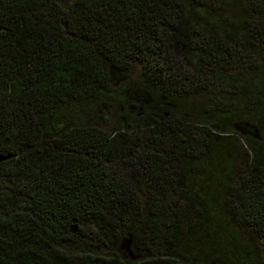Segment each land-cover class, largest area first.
<instances>
[{
  "label": "trees",
  "instance_id": "16d2710c",
  "mask_svg": "<svg viewBox=\"0 0 264 264\" xmlns=\"http://www.w3.org/2000/svg\"><path fill=\"white\" fill-rule=\"evenodd\" d=\"M127 105L136 154L93 125ZM222 124L264 126V0H0V264H264V147Z\"/></svg>",
  "mask_w": 264,
  "mask_h": 264
},
{
  "label": "rangeland",
  "instance_id": "374dc122",
  "mask_svg": "<svg viewBox=\"0 0 264 264\" xmlns=\"http://www.w3.org/2000/svg\"><path fill=\"white\" fill-rule=\"evenodd\" d=\"M127 80H139V67L133 66L131 71L124 77ZM136 93L128 92V96H135ZM143 96V104L156 103V96L151 94V92H147V94L142 93ZM142 100V99H141ZM160 100V99H159ZM163 101V100H161ZM157 108H143L138 107L135 108L133 106H123L121 109H112L111 112L102 113V118L97 119L93 125H97L101 129L105 130L108 134H110L111 138L115 140V142L121 147L125 152L129 151L130 154H136L138 152L139 142L142 140V143L146 141L145 137L149 133L150 124L158 127L162 122V115H159ZM75 110V109H74ZM69 109L63 111L62 115L58 114L54 119V125L57 129H60L63 125L61 121L62 118H66V116H70ZM227 115H223L226 117ZM156 122V123H154ZM198 121H193L191 124H198L199 126H205L204 123H197ZM157 124V125H156ZM248 128V127H247ZM210 134L218 136L219 144L226 148H234L236 144L242 143L244 146H247L249 143H253L255 145H260L264 147V126L261 130H258L255 133L254 137H249L247 135H243L232 129V127L228 124H222L218 128H210ZM128 154L126 157L130 156ZM116 163H110L109 167L119 174L122 177H127L126 168L123 167L122 163L118 158L115 159ZM137 168V167H136ZM139 169V168H138ZM128 178V177H127ZM212 216V213H211ZM127 258H130V254L127 253ZM169 264V263H163ZM170 264H184L181 261L175 260V262Z\"/></svg>",
  "mask_w": 264,
  "mask_h": 264
},
{
  "label": "water",
  "instance_id": "95a60500",
  "mask_svg": "<svg viewBox=\"0 0 264 264\" xmlns=\"http://www.w3.org/2000/svg\"><path fill=\"white\" fill-rule=\"evenodd\" d=\"M6 160V157L0 156V164Z\"/></svg>",
  "mask_w": 264,
  "mask_h": 264
}]
</instances>
